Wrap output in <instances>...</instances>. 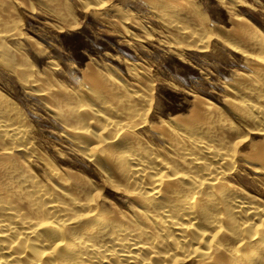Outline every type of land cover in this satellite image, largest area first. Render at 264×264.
<instances>
[{
    "label": "bare ground",
    "instance_id": "1",
    "mask_svg": "<svg viewBox=\"0 0 264 264\" xmlns=\"http://www.w3.org/2000/svg\"><path fill=\"white\" fill-rule=\"evenodd\" d=\"M180 11L160 18L174 26ZM1 25L0 64L13 65L45 102L92 173L63 169L42 154L17 107L10 106L13 116L1 114L0 264H264L259 66L249 88L230 92L244 127L200 101L190 120L154 128L164 144L157 149L138 133L153 106L148 72L130 66L133 82L126 83L88 67L89 84L82 80L80 91L58 82L54 88L53 78L20 64L23 55L6 44L13 25L0 17ZM259 51L264 62V44ZM253 135L262 140L253 142ZM107 190L122 195L125 208L109 204Z\"/></svg>",
    "mask_w": 264,
    "mask_h": 264
},
{
    "label": "rangeland",
    "instance_id": "2",
    "mask_svg": "<svg viewBox=\"0 0 264 264\" xmlns=\"http://www.w3.org/2000/svg\"><path fill=\"white\" fill-rule=\"evenodd\" d=\"M0 1L1 20L13 25L7 46L23 55L20 64L34 66L40 78H53L54 88L80 91L88 67L126 83L133 82L130 66L148 72L153 106L148 124L138 133L153 147L164 146L154 128L172 118L187 120L200 101L244 127L231 107L230 92L232 87L247 89L249 77L264 75L259 51L264 44V0ZM181 8L174 26H166L160 15ZM12 67L0 64V115L13 116L10 106L17 107L42 154L63 169L92 173V166L62 137V126L45 102ZM252 139L262 140L258 135ZM242 172L252 176L244 167ZM105 196L109 204L125 208L122 195L107 190Z\"/></svg>",
    "mask_w": 264,
    "mask_h": 264
}]
</instances>
